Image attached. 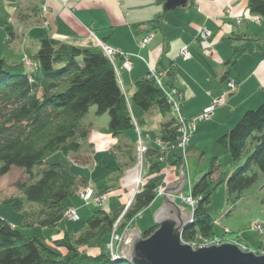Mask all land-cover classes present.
Here are the masks:
<instances>
[{"label": "trees", "instance_id": "1", "mask_svg": "<svg viewBox=\"0 0 264 264\" xmlns=\"http://www.w3.org/2000/svg\"><path fill=\"white\" fill-rule=\"evenodd\" d=\"M167 1L161 0L163 4ZM193 1L188 0L185 7L192 6ZM247 8L252 16L264 19V0H249ZM161 24L158 18L146 26L152 31L161 28ZM241 41L264 47V36ZM32 62L8 64L0 59V177L15 167L22 169L27 178V182H17V197L1 200L0 204L10 203L22 213L23 228L55 229L67 211L64 201L75 193L79 181L62 165L48 163V157L57 152L65 156L79 153L81 143L90 134L82 120L92 106L97 115H108L107 132L114 138L134 129V120L115 79L114 64L100 46L78 47L61 42L55 35L44 36ZM165 77V87L181 93L173 84L174 71L168 70ZM131 99L143 112L156 110L163 117L172 115L163 90L149 72L133 80ZM174 125L171 117L161 125L158 136L174 141ZM156 154L157 150L148 151L147 183L119 220L115 234L120 237L157 197L155 191L163 181V168ZM227 154L238 166L225 176L217 162ZM174 157L170 165L178 174L182 160L178 154ZM256 170L264 172V102L246 110L234 127L215 141L209 171L191 188L190 196L195 201L193 219L183 231L182 241L191 243L197 238L216 236L209 208L215 186L225 183L229 196L238 199L255 182ZM215 175L218 178L214 181ZM124 208L125 205L111 212L98 209L86 218L85 230L78 237L64 233L51 242L37 234L25 235L0 219V264H129L121 258L114 260L106 250ZM156 228L153 224L142 232V237L147 238ZM250 248L264 253V245Z\"/></svg>", "mask_w": 264, "mask_h": 264}, {"label": "crops", "instance_id": "2", "mask_svg": "<svg viewBox=\"0 0 264 264\" xmlns=\"http://www.w3.org/2000/svg\"><path fill=\"white\" fill-rule=\"evenodd\" d=\"M248 1L194 0L190 7H179L166 11L161 0H80L69 2L66 8L57 0H48L52 26L50 32L44 28L42 31L40 30L37 4L33 0H0V30H3L6 36L9 34L14 36V33L21 35L20 39L22 38L23 45L27 41L34 44L30 33L43 32V35H40L35 43L36 52L41 38L55 35L58 40L68 45L92 48L103 44L128 55L131 69L125 70L123 68L125 60L121 56H116L114 58V76L117 83L122 86L129 102H132L135 78L148 73L149 70L162 72L173 64V84L182 93V109L184 114L185 110L188 111L189 116L185 115L187 118L207 108L211 98L214 100L222 97L225 93V81L234 79L236 81L235 91L228 95V98L225 97L222 107H218V110L223 113L221 124L224 126L221 128H226L228 131L246 110L255 109L264 102V47L258 43H256L257 45L249 43L250 46L247 47L248 43L244 42L243 48L247 49L245 53L241 54V57H237L235 60H233V55L237 51L232 55L230 52L216 50L219 45L224 43L225 39L241 41L242 38L264 36L261 23L258 28L262 31L247 25L249 21L256 23L258 19L249 14ZM228 12H230V16L227 15ZM158 18H161L162 27L151 31L150 26H146V24ZM236 19L240 20V24H235ZM12 23L17 27L16 32ZM27 24L31 25L27 26ZM241 25L244 28H240ZM203 27L212 34V37L207 40L195 41L197 32ZM22 29L27 30V36L20 34ZM147 35L153 36L151 42L141 48L140 41ZM198 45L200 49L197 48ZM183 46L188 48L190 55L188 59L179 56ZM204 49H206L205 52ZM35 54L29 60L30 62L34 60ZM24 61L22 58L19 59V63ZM223 75H226V79L222 81ZM209 76H212L211 80L208 79ZM206 87H210L212 90H207ZM132 105H134L133 102ZM132 105H129L132 116H140V114L134 115ZM216 111L214 112L216 113ZM155 112L158 113L156 110L144 112V116H140L139 120L134 121L140 124L143 133L157 137L161 125L166 121L160 120L158 115L155 118V114H153ZM215 113L212 118H215ZM233 116H235L234 119ZM229 117L231 120H228ZM102 131L108 133L105 127ZM124 139L123 137V141ZM150 147L151 149L156 148L153 143ZM119 148L113 146L110 150L114 152L115 149L120 157L121 169L119 173L121 178L117 182L122 183L119 188L124 192L120 191L118 198L123 206L130 200V191L133 187L131 182L134 178L135 147L133 146L131 155L124 152L123 147ZM73 161L75 165L85 167L90 162V156L88 158L77 155L73 157ZM94 164L96 165L94 166ZM96 167L97 163H93L92 168ZM78 176L76 175L79 185L75 193L88 183V179H85L83 175ZM171 176L174 177L175 173L173 172ZM176 179L178 178L169 184L177 183ZM95 194L100 195L98 188ZM176 198L178 197L174 196L173 200L176 201ZM104 201L102 206L107 203L104 204ZM65 206L67 210H75L79 216L76 221H68L74 223L80 221L77 208L69 203ZM186 208L185 210H189L188 207ZM63 221L68 222L66 218ZM64 233H69V231L61 232V234ZM79 234L72 235L77 237ZM56 237L57 235H54L51 239Z\"/></svg>", "mask_w": 264, "mask_h": 264}, {"label": "rangeland", "instance_id": "3", "mask_svg": "<svg viewBox=\"0 0 264 264\" xmlns=\"http://www.w3.org/2000/svg\"><path fill=\"white\" fill-rule=\"evenodd\" d=\"M34 2L37 4V1ZM58 2L63 7L66 8L67 4L61 3L60 1ZM37 10H38L37 12L38 16H40L41 14L40 7L38 6V4H37ZM48 15L50 17L49 12ZM252 22L250 23L249 21L247 25L248 26L251 25L252 28L258 29V31H262V30L264 31V19H261L262 25L259 22L258 24H256L257 22L256 23L254 22L252 23ZM11 25L16 32L17 29L16 25L14 23H12ZM30 25L31 24H27V26ZM259 25L263 26L262 30L258 28ZM39 28L41 31L43 30L42 28L46 29L42 25ZM240 28H244V26L241 25ZM240 28L239 31L241 30ZM41 31L30 33V38H33L34 44L29 43L27 41L23 45L21 42L22 38L20 39L21 35L13 32L14 36L10 34L9 36H6V33H4L3 30H0V59L5 60L8 64H18L19 59L22 58L23 60H25L23 63H25L26 65H31L32 62H30L29 60L32 59L31 57H33V55L36 52L35 43L36 41H38V37L40 35H43V32ZM16 34L18 35V37L16 36ZM20 34H24L25 36L28 35L26 29H22V31L20 30ZM244 42L248 43L247 47L250 46L249 43L252 45H257L255 42L252 41H238L234 39L233 40L225 39L224 43L219 45V47H217L216 50L217 49L223 50L225 53L230 52L233 55L235 52L234 49L236 48L237 53L233 55V60H235L237 57H241L242 56L241 54L245 53V50L247 48H243ZM197 48L200 49V46L198 45ZM179 56L181 55L179 54ZM112 63L114 64V60ZM123 68L126 69L125 67ZM208 79L211 80L212 76H209ZM230 80H234V79H230ZM164 85H165V80H164ZM118 87L126 99L129 112L132 116L129 107L130 104L132 105V102L131 101L129 102V99H127L126 93L124 94V90L120 85V83H118ZM205 89L212 90L210 87H206ZM235 89L236 87L234 88V91ZM225 93H226V89H225ZM208 96L211 95L208 94ZM225 97L228 98L229 96L225 95ZM211 101L212 98L210 100L209 106L212 104ZM223 104L215 107L212 113L210 114V116L205 118L204 120L197 119L198 116L202 113V111H200L194 116H190L189 118H187L189 115L187 114L188 111L186 112L185 110L184 115L187 116L185 117L189 120L192 119L195 120V131L190 138L185 156H180L182 160V166H183L182 168L185 174V179H184L185 184L181 192L182 196L180 195L177 196L178 198L175 199L176 200L175 202L179 207L180 206L182 207V208L180 207L182 211L187 209L185 207V203L183 202V199H187L190 197L191 188L193 187L195 180L198 179L200 176L205 175V173H207L210 169L211 154L215 141L227 131L226 128H221V126H224L223 124H221L222 123L221 121L223 120V119L221 120V116L223 113L221 110H218V107L219 108L222 107ZM181 105H182V93H181ZM215 110H217L216 113L214 112ZM132 111L134 115L140 114V116H144V112L141 109H138V107H136L135 105H132ZM96 113H97L96 107L92 106L88 110L84 119L82 120V124L84 126L89 127L90 135L87 140L81 143L80 151L77 154L81 156H86L88 158L90 156L89 164H87L85 167L75 165L73 161V157L77 155L69 154L68 156H65L60 152L54 153L47 159L48 163H58L62 165L64 168L68 169L72 174L79 175L78 177H81L80 175H83L85 179H88V183H86L87 185L86 184L83 185L81 189L83 190L87 186L92 187L94 196L91 198L90 201H84L79 195V190L77 191V193H74L70 198L64 201L66 205H68L69 203L77 208L80 215V221L74 223L71 222L73 220L65 216L64 218H66L67 221L68 220L71 221L65 222L66 220L65 221L62 220V223L59 224L58 227L55 229L41 228L38 226L23 228L22 213L16 212L10 203L0 204V219L7 221L13 228L23 232L25 235L37 234L40 237L44 238L45 240H49L51 242L57 238L63 237L64 234H61V232L63 231L64 232L69 231V233L72 234L82 233L85 230L86 218H88L94 211L98 209H104L105 207L106 208L105 211L110 212L119 209L121 207L123 203L121 204L118 195H120V193L124 191L123 189L119 188L122 186V183L120 182L119 184V182H117V180L121 178V175L119 173V170L121 169L119 164L120 157H118L115 149L114 152H111L110 150L111 147L113 146H116V148L123 147L124 152L129 153L130 155L133 153V146L135 147L134 162H133L134 178L131 182L133 185L132 187L133 189L134 187H136L134 180L139 170L143 169L142 174H144V171L146 170L145 158L143 159V161H141L140 159L139 163L136 161L137 134L139 133L141 137H144L146 140H148L147 141L148 148H151L150 145L152 143L154 146H157L156 140L157 138L160 137L158 136L159 134L156 137L148 133H143L141 131L140 124L134 121V129L125 131L119 139L114 138L111 135H109V133H104L102 131L104 127L105 129H107L108 120H109L108 115L106 114L97 115ZM213 113H215L216 115L215 118H212V115H214ZM153 114H155L154 116L155 118H157L158 115V118L160 120L163 119L164 121H169L171 117H173V115L168 117H163L159 113L156 114V112ZM140 116L138 117L135 116L136 118L132 116V118L133 120H139ZM148 117L150 119V116ZM174 118L175 117H173V119ZM234 118L235 116H233V119ZM150 120L154 122L153 119ZM228 120H231V117H229ZM123 137L125 138L124 141H123ZM164 141H170V140H164ZM156 150H157V154L155 157L156 160L158 161V154H159V156L163 160L162 163L164 164V165L162 164L163 165L162 175H163V179L165 177V180L162 181L159 185V187H162L164 189L166 185H168L169 183L172 182V180H175V178H177V173H175L173 166H171L170 164L171 161L175 158L174 156L178 154L179 151L161 150L158 147H156ZM125 157L127 158V156ZM146 160L150 164V158L148 157V152L146 154ZM243 161L244 158L241 159L240 164L243 163ZM93 163H97L96 168H92ZM217 164L220 171L225 176L231 175L232 172L235 170V168L238 166V164H236L228 154L220 156ZM95 165L96 164H94V166ZM180 170H178V172ZM173 172L175 173L174 177L171 176ZM255 172L257 175L255 182L249 188L241 192L238 199H236L235 195L229 196L225 183H219L218 185L215 186V189L210 196L209 208H210V216L214 221L213 223L214 233L216 236L213 237L211 236L208 239L219 238L222 241L220 242L221 244H225V243L232 244L231 242L237 241L240 244L247 246L248 249H251L250 245H252L254 248H260L261 246L264 245V172H261L259 170H256ZM217 178L218 175H215L214 177H212V180L215 181ZM19 181L27 182V178L22 169H18L15 167L12 168L9 173L0 177V200L4 201L5 199L8 198L17 197L19 191L17 190L16 185L17 182ZM165 181L167 182V184ZM97 188L99 190L100 195L95 194ZM137 194H139V192L136 193V195ZM98 196H100V198L105 200L104 204L107 202L104 206H102V202L99 203L96 201L98 199ZM32 206L34 208L36 207V205H32ZM32 206L31 209L33 208ZM161 206H163V198L161 196H158L146 209H144L140 213V216L137 215L135 221L133 222V227L130 230H136L137 228L140 231V233H142L144 230L152 226L155 223L154 217ZM26 210L30 212L29 207H26ZM257 226L258 229L256 228ZM125 233L123 235H125ZM54 235H57V237L51 239V237ZM198 240L199 238H197L195 241ZM106 250L110 252L108 246H106ZM120 250H121V246L118 248V252H120ZM250 251L255 254H263L262 252H256V250H253V248Z\"/></svg>", "mask_w": 264, "mask_h": 264}, {"label": "water", "instance_id": "4", "mask_svg": "<svg viewBox=\"0 0 264 264\" xmlns=\"http://www.w3.org/2000/svg\"><path fill=\"white\" fill-rule=\"evenodd\" d=\"M188 0H168L164 10L185 7ZM178 182L169 184L163 195V206L154 217L156 230L147 238L136 230L123 237L119 258L129 264H264V254L244 252L229 243L194 249L181 241L183 231L192 224L193 214L182 211L173 200L184 185L183 168Z\"/></svg>", "mask_w": 264, "mask_h": 264}, {"label": "built area", "instance_id": "5", "mask_svg": "<svg viewBox=\"0 0 264 264\" xmlns=\"http://www.w3.org/2000/svg\"><path fill=\"white\" fill-rule=\"evenodd\" d=\"M34 1H37L38 6L40 7L41 25L51 32L52 26H51V19L48 15V12H49L48 4H47L48 0H34ZM58 1H60L61 3L68 4L71 1H80V0H58ZM239 23H240V20H239L238 24ZM211 35L212 34L206 28L203 27L197 32V35L195 37V41L199 40V39L200 40H207V39H209V37H211ZM152 37H153L152 35H147V36L143 37L142 40L140 41V47L143 48L146 45H148L151 42ZM100 47H101L102 51L104 52V54L108 57V59L111 62H113V60L116 56H121L125 60L124 64H123V67L126 68L125 70L129 71L131 69V63H130L128 55L120 53L118 50H114V49L109 48L103 44H100ZM179 54L181 55L180 57H182L184 59H188L190 57L189 52H188V48L186 46H183L181 48ZM168 70L169 69L164 70L162 72L149 70V73L155 79L156 84L163 90V92L166 96L167 102L170 105L171 114L173 115V117H175L174 120H175V128H176L177 137L174 141H164L161 138H157V140H156L157 146L156 147H158L161 150H172V151L177 150V151H179L178 152L179 156H185V153L187 151V147L189 145L190 138L195 131V120L194 119L189 120L185 117V115L183 113L182 105H181V94L178 93L176 90H170V89L165 87L164 80L166 79L165 75H166V72ZM235 84L236 83L234 80H228L226 83V93L222 97L212 100V104L210 106H208L207 108H205L202 111V113L198 116L197 119L198 120H204L205 118L209 117L215 107L224 103L225 95L231 94L234 91V88L236 87ZM147 141L148 140H146L144 137H141L139 135V133L137 134V141H136L137 159H136V161L139 163L140 159H141V161H143V159L145 158L146 170L144 171V174H142L143 169H141V170H139L138 174L136 175L135 180H134L136 187H134L130 191V197H131L130 201L127 202L121 216L119 217L116 224L114 225V229H113V233L111 235L110 242L107 245L112 258H118V256H119L118 255L119 254L118 248L121 246V243L123 240V235L120 237V236L115 234L117 224H118L119 220L123 217L127 208L129 207L132 198L136 195V193L140 192L147 183L146 178H147L148 171L150 168V164L146 160V154L149 151ZM158 161L160 163L163 162V160L159 156V154H158ZM165 169H166V167H165ZM164 180H165V177H164L163 181ZM155 192H156L157 196H163L164 195V189L162 187H158ZM79 195L84 201L91 200V198L94 196L92 187L91 186L85 187L83 190H81V192H79ZM102 200H103L102 198H98L96 201L100 203V202H102ZM183 202L188 207H190L191 211L193 212V209L195 206V201L191 197H189L187 199H183ZM65 216L70 218L73 221L78 220V216L73 209L67 210ZM256 228L258 229V226ZM181 241H182V239H181ZM220 242H222V241L219 238H216V239L199 238L198 241H194L191 243H185L182 241V243L188 244V245L192 246L194 249L210 247L212 245L213 246H219L221 244ZM231 243L233 245L237 246L240 250H242L244 252L251 250V249H248L247 246H244L237 241H233Z\"/></svg>", "mask_w": 264, "mask_h": 264}, {"label": "bare ground", "instance_id": "6", "mask_svg": "<svg viewBox=\"0 0 264 264\" xmlns=\"http://www.w3.org/2000/svg\"><path fill=\"white\" fill-rule=\"evenodd\" d=\"M227 15H229L230 16V12H228L227 13ZM238 22H239V19H236L235 20V24H237L238 25ZM257 22H259V23H261V20L260 19H257ZM240 24V23H239ZM197 35V34H196ZM200 40V39H199ZM174 69V66H173V64L170 66V68H169V70H173ZM167 70V69H166ZM181 94V93H180ZM155 151H156V148H153ZM152 149V150H153ZM149 150H151V148H149ZM114 260L116 259V258H113Z\"/></svg>", "mask_w": 264, "mask_h": 264}]
</instances>
